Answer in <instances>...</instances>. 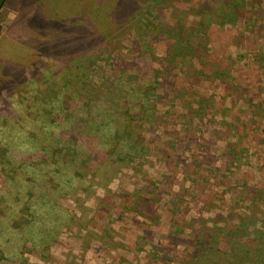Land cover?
Here are the masks:
<instances>
[{"label": "rangeland", "instance_id": "374dc122", "mask_svg": "<svg viewBox=\"0 0 264 264\" xmlns=\"http://www.w3.org/2000/svg\"><path fill=\"white\" fill-rule=\"evenodd\" d=\"M101 1L106 11L114 10L115 0H92L96 11ZM206 1L220 4L172 0L164 10L165 23L179 20L196 27L200 19L192 11ZM84 4L5 0L0 6V80L8 62L32 69L44 61V74L60 71L63 63L33 44L36 38L49 44L54 36H64L58 31L65 25L80 27L87 19ZM41 13L55 21L54 28L44 31L35 21L42 20ZM217 21L208 28L205 57L178 59L176 68L170 64L171 41L159 36L153 42L161 99L157 109L148 108L146 119H152L143 131L144 160L118 166L108 183L85 185L89 190L64 196L53 191L56 199L41 206L52 216L36 218L34 225L21 218L24 206H37L36 194L47 199V191L30 186L27 175L8 178L0 166V264H201L195 253L206 227L222 229L216 241L226 250L232 242L228 233L246 225L244 235L239 231L240 242L255 246L252 232L264 224V0H242L233 24ZM105 27L101 31L112 34L106 33L108 41L117 42V62L123 59L138 70L135 33ZM47 87L28 82L16 93L0 89L1 145L11 141L17 154L25 153V135L44 121L43 109L57 105L52 97L32 98ZM190 104L195 113L187 109ZM260 192L262 199L253 204Z\"/></svg>", "mask_w": 264, "mask_h": 264}, {"label": "trees", "instance_id": "16d2710c", "mask_svg": "<svg viewBox=\"0 0 264 264\" xmlns=\"http://www.w3.org/2000/svg\"><path fill=\"white\" fill-rule=\"evenodd\" d=\"M4 1L0 0V6ZM28 1L34 3L36 0ZM171 1L115 0L111 12L103 8L101 1L98 12L97 2L84 0L82 13L87 19L80 27L77 25L73 29V25H65L66 28L63 26L58 31L64 36H54L50 40L54 43H40L36 38L33 44L41 53L58 58L63 63L60 71H46L44 74L42 71L47 65L44 61L36 62L32 69L11 62H8L11 66L6 64L3 67L1 90L16 93L28 82H45L48 90H39L32 98L52 97L57 102L56 107L42 110L44 121L40 124L36 122L28 136L23 137V143L27 144L23 155L21 150L17 154L11 141L8 145L0 144V166L6 176L13 180L21 174L27 175L30 186L40 192L47 191V199L42 194H36L37 206H24L21 218L26 217L34 225L36 218L51 217L52 212L43 214L41 206L56 199L52 193L64 196L82 191L87 188L85 185L108 183L111 170L144 160L148 155V145L143 131L145 123L152 119V116L146 119L148 108L153 105V109H157L161 99L157 85L162 79L159 71L152 66L153 42L159 36L171 41L169 56L174 68L179 65L178 59L192 62L202 59L207 49L209 26L217 20L233 24L242 0H219L218 5L206 1L199 10L192 11L200 21L191 28L179 20L173 25L165 23L164 10ZM41 15L42 20L38 17L35 21L41 23L42 29L54 28L55 21ZM91 16L96 17L93 19ZM101 25L113 31L135 33L136 39L132 44L133 51L138 54L137 65H134L138 70L129 67L123 59L117 62L114 58L117 42H113L112 38L108 41V35L112 34L103 33ZM62 43L64 45L61 46ZM261 58L263 60L264 56ZM106 67L108 71H105ZM81 69L83 74L75 72ZM48 72L51 75H46ZM192 108L191 104L187 107L195 113ZM3 132L8 131L5 128ZM86 190L89 188L83 191ZM261 193L257 194L253 204L262 199ZM246 220L242 219V223ZM247 229L248 226L242 225L230 231L228 235L232 242L228 243L226 250H221L218 248L220 242L216 240L221 236L222 229L204 228L207 232L202 233L197 241L196 259L201 264H215L216 261L223 264H264V224L263 229L252 232L256 243L253 247L240 242L239 231L244 235ZM105 233L108 235L110 231L107 229ZM207 240L217 243L215 246L210 244L213 249L207 247Z\"/></svg>", "mask_w": 264, "mask_h": 264}]
</instances>
